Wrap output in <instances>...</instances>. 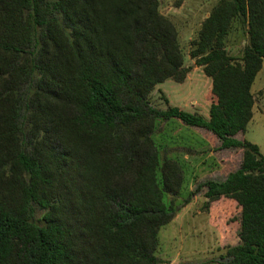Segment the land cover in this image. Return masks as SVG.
Instances as JSON below:
<instances>
[{
  "label": "trees",
  "instance_id": "16d2710c",
  "mask_svg": "<svg viewBox=\"0 0 264 264\" xmlns=\"http://www.w3.org/2000/svg\"><path fill=\"white\" fill-rule=\"evenodd\" d=\"M188 55L211 79L208 117L149 102L188 72L159 0H0V264H158L179 171L142 133L171 118L241 150L238 168L203 183L204 207L222 196L240 207L239 240L219 259L264 264V155L242 139L264 0H217Z\"/></svg>",
  "mask_w": 264,
  "mask_h": 264
},
{
  "label": "rangeland",
  "instance_id": "374dc122",
  "mask_svg": "<svg viewBox=\"0 0 264 264\" xmlns=\"http://www.w3.org/2000/svg\"><path fill=\"white\" fill-rule=\"evenodd\" d=\"M217 0H159V11L168 17L178 31L188 72L181 82L166 79L151 90L148 99L152 106L166 109L174 105L180 109L208 117L213 96L211 79L188 55L189 42L207 17ZM227 50L238 56L245 44L237 27L228 35ZM251 91L255 111L242 135L256 144L264 155V57ZM153 128L143 131L152 139L160 156V166L166 161L178 166V192L169 195L176 208L173 219L159 233L158 264H226L219 259L220 248L239 240L240 207L234 198L220 197L208 209L204 207L205 187L209 179L223 180L238 168L240 149H221L218 139L209 131L183 124L177 118L156 119ZM241 137V134L238 135ZM180 174V175H178ZM180 176V178H178Z\"/></svg>",
  "mask_w": 264,
  "mask_h": 264
},
{
  "label": "crops",
  "instance_id": "0c3cea01",
  "mask_svg": "<svg viewBox=\"0 0 264 264\" xmlns=\"http://www.w3.org/2000/svg\"><path fill=\"white\" fill-rule=\"evenodd\" d=\"M210 87H211V84H210ZM251 93L253 94L254 92L253 91H251ZM255 104V103H254ZM253 108H255V106H253ZM253 111H255V109H253Z\"/></svg>",
  "mask_w": 264,
  "mask_h": 264
}]
</instances>
